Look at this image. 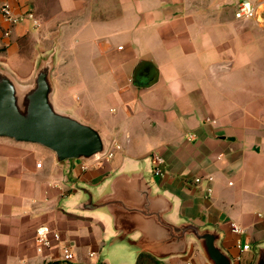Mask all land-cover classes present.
<instances>
[{
    "label": "crops",
    "instance_id": "0c3cea01",
    "mask_svg": "<svg viewBox=\"0 0 264 264\" xmlns=\"http://www.w3.org/2000/svg\"><path fill=\"white\" fill-rule=\"evenodd\" d=\"M0 1L38 21L11 25L0 14V64L28 82L55 48L57 107L120 146L107 160L58 161L40 144L0 137V264L61 262L64 246L71 264H136L141 252L156 264H213L193 234L177 241L172 228L186 224L216 232L233 264H255L264 24L235 17L241 0ZM144 61L158 71L151 85L133 77ZM40 232L52 240L43 251Z\"/></svg>",
    "mask_w": 264,
    "mask_h": 264
},
{
    "label": "water",
    "instance_id": "95a60500",
    "mask_svg": "<svg viewBox=\"0 0 264 264\" xmlns=\"http://www.w3.org/2000/svg\"><path fill=\"white\" fill-rule=\"evenodd\" d=\"M54 54L55 48L40 61L28 82L20 81L0 64V137L40 144L52 150L58 161L77 158L89 163L102 159L110 148L102 132L55 103ZM147 64L144 61L135 68L136 83L140 78L148 85L157 81V69ZM172 230L178 242L187 233L193 234L213 264H233L232 257L219 246L216 232L201 231L192 224L175 226ZM255 264H264V252Z\"/></svg>",
    "mask_w": 264,
    "mask_h": 264
},
{
    "label": "built area",
    "instance_id": "2783aa9c",
    "mask_svg": "<svg viewBox=\"0 0 264 264\" xmlns=\"http://www.w3.org/2000/svg\"><path fill=\"white\" fill-rule=\"evenodd\" d=\"M0 14L11 25H16L27 18H33L35 23L38 22L37 19H35L34 12L32 10H29L26 14H16L14 12L13 6L9 2L0 1ZM235 17L238 19H255L264 24V8L261 9L258 4L252 2L251 0H241L240 2H238L235 8ZM10 33H11V29H8L4 32V35H9ZM119 147H120L119 145H114L113 147H110L108 152L102 159L104 158L108 159L112 157L114 154V149ZM153 160H154V167H153L154 174L162 175L164 173V164H165L164 156L155 154ZM38 165H41V163H39ZM208 180H213V177L209 176ZM206 191L208 195H211L212 188L208 187ZM232 230L235 232L243 231V229L237 224L232 225ZM53 236L56 240H59L61 237L59 232H54ZM37 243H38L37 249L39 251H43L45 247L51 246L52 240L46 232H40L37 235ZM238 246L241 247L243 250H248L251 248V245L249 243L242 244V242H238ZM92 254L93 253H91V255ZM73 257H74V253L69 248V246H64L61 262L63 264H70Z\"/></svg>",
    "mask_w": 264,
    "mask_h": 264
},
{
    "label": "trees",
    "instance_id": "16d2710c",
    "mask_svg": "<svg viewBox=\"0 0 264 264\" xmlns=\"http://www.w3.org/2000/svg\"><path fill=\"white\" fill-rule=\"evenodd\" d=\"M155 257L149 252H141L137 258L136 264H156ZM48 264H63L62 262H49ZM71 264V263H70Z\"/></svg>",
    "mask_w": 264,
    "mask_h": 264
},
{
    "label": "rangeland",
    "instance_id": "374dc122",
    "mask_svg": "<svg viewBox=\"0 0 264 264\" xmlns=\"http://www.w3.org/2000/svg\"><path fill=\"white\" fill-rule=\"evenodd\" d=\"M252 23V22H251ZM104 159H106V158H104ZM107 160V159H106Z\"/></svg>",
    "mask_w": 264,
    "mask_h": 264
}]
</instances>
